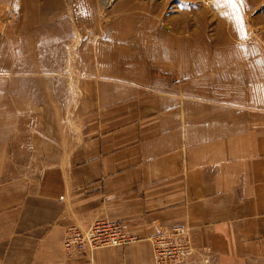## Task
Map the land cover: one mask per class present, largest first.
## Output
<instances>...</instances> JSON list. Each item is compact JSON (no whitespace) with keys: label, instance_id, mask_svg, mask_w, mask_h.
<instances>
[{"label":"crops","instance_id":"0c3cea01","mask_svg":"<svg viewBox=\"0 0 264 264\" xmlns=\"http://www.w3.org/2000/svg\"><path fill=\"white\" fill-rule=\"evenodd\" d=\"M88 2L0 0V264H155L152 238L178 225L186 264H264V106L218 71L79 65L132 54L123 16L104 37ZM104 217L135 239L65 250Z\"/></svg>","mask_w":264,"mask_h":264},{"label":"rangeland","instance_id":"374dc122","mask_svg":"<svg viewBox=\"0 0 264 264\" xmlns=\"http://www.w3.org/2000/svg\"><path fill=\"white\" fill-rule=\"evenodd\" d=\"M88 1V12L97 18L94 27L104 37L108 33L104 21L110 22L112 15L123 16L120 21L130 37L132 54L76 56L79 65L130 64L137 74L146 69H193L201 78V70H211V74L218 71L222 77L217 81L230 89L228 94L236 95L238 88V101L243 106H264V0H238L236 7L225 0H122L114 13H108L105 5L101 7L105 0ZM115 1L108 0L109 4ZM240 17L242 30L237 23ZM112 19L113 27H117L119 23ZM149 48H162L163 53H134H148Z\"/></svg>","mask_w":264,"mask_h":264},{"label":"built area","instance_id":"2783aa9c","mask_svg":"<svg viewBox=\"0 0 264 264\" xmlns=\"http://www.w3.org/2000/svg\"><path fill=\"white\" fill-rule=\"evenodd\" d=\"M135 239L123 224L111 218H97L89 225L70 226L63 241L68 253H93L98 248L120 245ZM155 264H186L194 247L187 226L178 225L152 238Z\"/></svg>","mask_w":264,"mask_h":264},{"label":"snow or ice","instance_id":"6c2138e0","mask_svg":"<svg viewBox=\"0 0 264 264\" xmlns=\"http://www.w3.org/2000/svg\"><path fill=\"white\" fill-rule=\"evenodd\" d=\"M225 2L233 7H236L238 0H225ZM239 2L242 3V0H239ZM222 15H227V13H222ZM237 23L241 27V30H242V17L238 18Z\"/></svg>","mask_w":264,"mask_h":264}]
</instances>
